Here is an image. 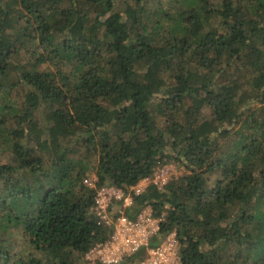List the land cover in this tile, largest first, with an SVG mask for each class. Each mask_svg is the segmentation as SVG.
Instances as JSON below:
<instances>
[{"label": "trees", "instance_id": "trees-1", "mask_svg": "<svg viewBox=\"0 0 264 264\" xmlns=\"http://www.w3.org/2000/svg\"><path fill=\"white\" fill-rule=\"evenodd\" d=\"M162 215L180 264H264V0H0V264H86L83 178ZM141 249L131 257L137 260Z\"/></svg>", "mask_w": 264, "mask_h": 264}, {"label": "built area", "instance_id": "built-area-1", "mask_svg": "<svg viewBox=\"0 0 264 264\" xmlns=\"http://www.w3.org/2000/svg\"><path fill=\"white\" fill-rule=\"evenodd\" d=\"M178 166L182 167L180 164ZM171 169L168 164L158 163L150 176L140 180L128 191L112 185H98L92 173L85 174L83 182L93 190L91 211L96 223L111 228L109 237L97 242L84 255L86 264H180L175 231L169 232L156 245L149 246L151 238L159 231L162 215H154L149 206L133 216L126 213V210L133 211L131 206L134 196L139 195L148 184L157 188L175 184L182 174L174 176ZM141 249L145 253L137 260H132L131 257Z\"/></svg>", "mask_w": 264, "mask_h": 264}, {"label": "rangeland", "instance_id": "rangeland-1", "mask_svg": "<svg viewBox=\"0 0 264 264\" xmlns=\"http://www.w3.org/2000/svg\"><path fill=\"white\" fill-rule=\"evenodd\" d=\"M171 166V172L173 173L174 176H179L181 174H183L184 170L182 167L178 166L179 164L174 163V162H169V163H165Z\"/></svg>", "mask_w": 264, "mask_h": 264}]
</instances>
